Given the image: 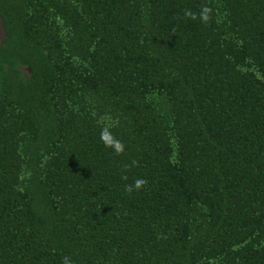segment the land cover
I'll return each mask as SVG.
<instances>
[{
    "label": "trees",
    "instance_id": "obj_1",
    "mask_svg": "<svg viewBox=\"0 0 264 264\" xmlns=\"http://www.w3.org/2000/svg\"><path fill=\"white\" fill-rule=\"evenodd\" d=\"M0 17V264H264V0Z\"/></svg>",
    "mask_w": 264,
    "mask_h": 264
},
{
    "label": "clouds",
    "instance_id": "obj_2",
    "mask_svg": "<svg viewBox=\"0 0 264 264\" xmlns=\"http://www.w3.org/2000/svg\"><path fill=\"white\" fill-rule=\"evenodd\" d=\"M207 12H208V9L203 10L202 17H201L202 19H205V20L207 19ZM106 146L114 148V150L117 153L123 151V145L119 141H113L112 143H106ZM143 183H144L143 180L138 179L135 181V187L140 188Z\"/></svg>",
    "mask_w": 264,
    "mask_h": 264
},
{
    "label": "rangeland",
    "instance_id": "obj_3",
    "mask_svg": "<svg viewBox=\"0 0 264 264\" xmlns=\"http://www.w3.org/2000/svg\"><path fill=\"white\" fill-rule=\"evenodd\" d=\"M5 37V29L3 26L2 19L0 17V39H3Z\"/></svg>",
    "mask_w": 264,
    "mask_h": 264
}]
</instances>
